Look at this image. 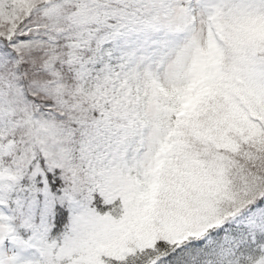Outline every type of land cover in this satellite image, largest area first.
<instances>
[{
  "label": "snow or ice",
  "instance_id": "snow-or-ice-1",
  "mask_svg": "<svg viewBox=\"0 0 264 264\" xmlns=\"http://www.w3.org/2000/svg\"><path fill=\"white\" fill-rule=\"evenodd\" d=\"M0 264H264V0H0Z\"/></svg>",
  "mask_w": 264,
  "mask_h": 264
}]
</instances>
